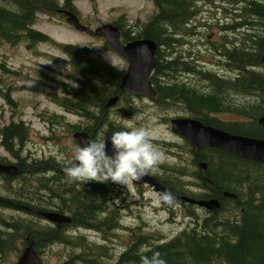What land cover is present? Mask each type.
<instances>
[{
    "label": "trees",
    "instance_id": "trees-1",
    "mask_svg": "<svg viewBox=\"0 0 264 264\" xmlns=\"http://www.w3.org/2000/svg\"><path fill=\"white\" fill-rule=\"evenodd\" d=\"M71 1L63 0V3L70 5ZM225 1H240L231 7L230 17L226 15L229 6H225ZM225 1L223 12L226 16L221 24L219 20L217 24L226 31L221 34L220 44L210 42L209 49L213 53L217 51L216 58H210L220 72L204 69L203 65L196 66L191 60L196 58L194 43H189L188 47V43L182 41V35L199 22L196 19H200V0H153L156 9L147 20L137 18V22H143L131 24L135 29L127 28L122 20L118 26L124 41L148 36L158 43L157 62L150 74L156 89L150 99L158 108L175 109L204 123L264 137V126L257 122L264 113V61L261 59L264 52V0ZM60 4L59 0H0V41L14 44L24 38L29 46L37 41H50L67 54L70 65L67 76L78 87L63 80V93L52 92L51 99L81 120L63 121L64 114H50L48 117L55 118L57 125L63 124L69 131L84 129L89 133L90 141H99L105 133L122 130L127 124L124 120L136 108L130 103L134 95L119 87L123 70L100 54L92 53L84 45L56 41L32 26L41 10L53 12ZM230 29L238 32L236 40H230L231 44H228L224 37ZM0 69L12 71L2 61ZM185 72L196 73L200 81L206 80L208 84L191 83L182 77ZM10 89L7 86L3 91L0 86V94L7 103L15 105ZM114 94L118 95L116 103L106 105ZM122 99L125 105L121 104ZM164 112L161 115L168 122L170 112ZM223 112L235 114L238 118L222 119L218 113ZM29 133L30 128L23 119L0 125V143L17 158V165L21 168L15 176L2 174L7 182L3 188L6 197L13 194L18 204L31 207L22 208L24 211L38 217H43L40 210L47 209L43 207L47 206L44 202L47 199L49 207L70 214L68 224L95 230L101 239L90 238L83 232L69 235L64 227L57 230L50 224L42 225L20 215H0V264L9 250L17 249L18 254L26 244V235L36 238L34 247L43 260L47 245L59 243L69 247L70 252L56 264H140L139 254L145 248L160 252L167 264H264V163L211 146L195 148L182 138L184 147L181 146L186 156L181 158L183 152L178 148L172 150L179 161H164L160 164L161 169L153 174L176 197L175 204L187 206L191 220L168 237L132 227L129 239L117 251L112 235H116L119 218L113 210L106 212L105 199L113 191L119 193L118 186L111 182H68L66 178L53 174L59 169L55 165H62L53 156L29 160L24 154ZM163 142L174 145L172 141ZM199 159L206 161V168L199 166ZM30 174L36 179L32 181ZM13 177L22 178L15 188L10 181ZM180 194L195 198L216 197L220 206L207 209L180 199ZM18 241L22 243L20 247Z\"/></svg>",
    "mask_w": 264,
    "mask_h": 264
},
{
    "label": "rangeland",
    "instance_id": "rangeland-1",
    "mask_svg": "<svg viewBox=\"0 0 264 264\" xmlns=\"http://www.w3.org/2000/svg\"><path fill=\"white\" fill-rule=\"evenodd\" d=\"M59 2L62 3L63 0H59ZM237 2L227 3L225 1V6H229V11L226 15L231 16V7L234 8ZM73 4L81 17V21L91 27L112 20H122L126 24L137 25V18L144 21L155 10L152 0H73ZM211 4L209 3L206 6ZM219 10L218 17L214 13L216 12L215 7L208 8L207 12L203 11L205 14H199L200 19H196L199 22L195 26L197 29L199 28L200 34L199 32L187 30V34L182 35V41L188 43L189 47V41L192 39L193 42L191 41V43H194L193 52L196 58L191 60L194 61L193 63L196 66L203 65L204 69L209 68L220 72V68L213 65L212 58H210V56L216 58L217 51H214V54L207 49L210 42L219 41L221 38L222 32L220 29L222 28L219 24H221L226 15L222 8H219ZM206 13H209L207 14L208 16ZM218 20L219 24H217ZM32 26L48 33L55 38L54 40L87 46L94 54L103 56L106 53L110 62L118 68L124 69L127 65L124 57L106 45L102 36L74 28L67 23L65 15L57 11L41 10ZM211 31H214V33H211ZM0 61L4 62L12 70L8 72L0 69V86L3 91L7 89V86H10V97L15 100V105H10L6 102L3 95L0 94V125L8 123L10 120L19 119H23L28 124L30 133L24 144V154L28 153L31 156L40 158L53 156L55 160L71 158L72 151L78 145L72 136V132L66 129L63 124L57 125L54 121L55 118L49 119L48 117L50 114H64V118H61L63 121L65 119L69 122L81 120L79 116L66 112L58 103L51 99L52 92L63 93L61 91V82L63 80H67L68 83L74 82L67 76L70 68L67 54L53 42L37 41L29 46L26 40L22 38V40L14 44L0 41ZM182 77H188L191 83H200L202 86L208 84L206 80L200 81V77L196 73L185 72ZM133 95L134 100L130 103L136 108L124 121L128 123L135 113H143L144 120L142 123L152 129L156 139L160 140H155L154 143L165 154L166 159L164 161H179L177 156L174 157L172 151L177 148L179 152H183L181 158L186 156L182 145L183 139L171 130L169 122H166L162 117L163 115H161L163 111L170 112L167 114L170 117L181 115V113L175 109L163 110L158 108L156 102L147 96ZM121 104L125 105L123 99ZM218 115L226 120L238 118L232 113L223 112L218 113ZM56 118L58 117L56 116ZM163 140L172 141L174 145H166ZM5 152L6 150L0 144V154ZM6 156L8 159H14L9 153ZM160 169L161 166H159L158 170ZM30 175L32 176V181L36 179L35 175ZM20 181H22V178H15L13 180V188ZM2 182L1 178L0 193L6 194L3 189L6 186V180H4V187ZM27 182L28 180H26ZM122 187L126 191L121 190L119 193L113 191L105 199L106 212L113 210L118 214L119 218V226L115 228L116 235H112L115 250L117 251L121 250L124 241L129 239L132 227H139L142 231H155L168 237L175 234L191 220L187 213L188 208L186 205L162 206L157 204L153 197L156 191L150 185H134L132 183ZM42 192L45 193L44 191ZM198 208L196 207L197 210ZM0 215H20L28 220H36L42 225L46 223L43 217H38L30 211H24L20 207H10V205L5 204H0ZM68 230L66 234L69 235L83 232L90 238L101 239L100 234L95 230L73 226H70ZM21 245V241H18L17 246L20 247ZM65 247L67 246L59 243L45 246L43 263L56 264L70 252L69 247ZM17 251V249L9 250L1 264H15L18 255Z\"/></svg>",
    "mask_w": 264,
    "mask_h": 264
},
{
    "label": "water",
    "instance_id": "water-1",
    "mask_svg": "<svg viewBox=\"0 0 264 264\" xmlns=\"http://www.w3.org/2000/svg\"><path fill=\"white\" fill-rule=\"evenodd\" d=\"M60 10V9H58ZM66 20L73 24L76 29L89 30V26L82 23L76 13L71 10L66 11ZM93 32L96 35L105 37L107 43L116 51H118L127 61L125 71L120 78V89H127L137 92H144L148 95H155L150 74L156 65V51L158 43L151 37H137L122 42L120 39V29L118 25L112 22H103L97 25ZM264 61V52L261 55ZM118 99V95L114 94L109 97L106 105L114 104ZM170 128L173 132L187 140L195 148L202 146H211L226 150L238 156L253 159L264 163V137L249 135L244 133L233 132L209 123H204L200 119L187 115H177L170 118ZM258 123L264 126V113L258 117ZM111 133H106L107 138ZM73 136L78 143L83 145L85 140H88V132L86 130H75ZM89 141V140H88ZM108 155H112L111 145H108ZM199 166L206 168V161L198 160ZM61 167V171H62ZM21 171V168L16 163L0 162V172H5L9 175H15ZM147 183L153 187L156 192H163L166 186L152 174H148L140 181H135L136 184ZM227 195H233L230 192H225ZM180 199L194 202L204 206L207 209H216L220 206V200L216 197H200L195 198L187 194H180ZM41 214L55 222L70 221L71 217L57 210H40ZM27 243L18 255L16 264H43L42 259L36 249L34 242L36 238L26 236Z\"/></svg>",
    "mask_w": 264,
    "mask_h": 264
},
{
    "label": "clouds",
    "instance_id": "clouds-1",
    "mask_svg": "<svg viewBox=\"0 0 264 264\" xmlns=\"http://www.w3.org/2000/svg\"><path fill=\"white\" fill-rule=\"evenodd\" d=\"M103 58L110 62L106 53ZM96 83L101 86L99 81ZM69 85L78 87L75 82ZM143 120V113H135L123 129L112 132L107 141L104 138L78 144L62 168L67 181L83 184L111 182L126 187L158 171L166 157L154 143V131L145 126ZM109 144L112 155H108ZM153 197L162 206H172L177 202L176 197L167 190L155 192ZM139 255L140 264H167L158 251L145 248Z\"/></svg>",
    "mask_w": 264,
    "mask_h": 264
},
{
    "label": "flooded vegetation",
    "instance_id": "flooded-vegetation-1",
    "mask_svg": "<svg viewBox=\"0 0 264 264\" xmlns=\"http://www.w3.org/2000/svg\"><path fill=\"white\" fill-rule=\"evenodd\" d=\"M153 1V0H152ZM224 1L225 0H200V2L198 3V5H199V13L200 14H202L203 13V11H206L207 12V10H208V8L210 9L211 7H215V11L216 12H214L216 15L220 12V10H219V8H222V9H224ZM238 2H240V1H238ZM154 3V2H153ZM208 3H212L210 6H206V4H208ZM155 5V4H154ZM207 7V8H206ZM60 10H56L57 12H59V13H61V14H64L65 15V17H66V11L67 10H73L76 14H77V16H78V18H79V20L81 21V17L79 16V14L77 13V9L74 7V4H73V1H71V3H70V5H66L65 3H61L60 4V6L58 7ZM62 9V10H61ZM155 9H156V6H155ZM206 9V10H205ZM203 14H205V13H203ZM207 14H209V13H206V15ZM208 16V15H207ZM217 17H218V15H217ZM145 20H147V18L145 19ZM112 22L113 23H115V24H117L118 25V22H119V20H112ZM193 22H195L194 20H193ZM137 23H139V24H141L142 22H137ZM86 24V23H85ZM126 26H127V28H131V29H135L134 28V25H131V24H126ZM91 27V26H90ZM196 27H193V29H191V32H193V31H195V32H199V34H200V30H199V28L197 29H195ZM221 30V32H224V31H226L225 29H220ZM121 31V30H120ZM122 32V31H121ZM229 32H231V34H229ZM236 32H238L237 30H235V29H230V31H228L227 33H225V37H224V41L225 40H228L227 41V43L228 44H231V41L230 40H236L235 38V36H236ZM89 33H90V31H89ZM92 33V32H91ZM211 33H214V31H211ZM121 39H122V33H121ZM128 40H130V39H127V40H125V41H123V42H126V41H128ZM221 40H222V38H221ZM221 40H219L218 42H212V43H214V44H220V41ZM191 41H192V39L189 41V43H191ZM193 42V41H192ZM238 43H236V45H237ZM207 49L209 50L210 49V43L208 44V46H207ZM187 78V80H188V77H186ZM185 78V79H186ZM161 79V78H160ZM133 92V94H136V95H138L139 94V92H135V91H132ZM141 94V96H146L144 93H140ZM150 98H152L151 96H150ZM152 101H153V99H151ZM220 118H222L221 116H219ZM223 119V118H222ZM28 125V124H27ZM1 144V143H0ZM2 145V144H1ZM2 147H4V145H2ZM4 149L6 150V152L5 153H3V154H0V157H2L3 158V160H1L0 162H14V163H16L17 164V162H18V160H17V158L15 157V156H13L5 147H4ZM7 153H9V154H11L12 156H13V160H11V159H8L7 158V156H6V154ZM25 155H26V157L27 158H30L29 160H32V158L34 157V156H32L31 157V155L30 154H28V153H25ZM70 159V158H69ZM59 161H61V163L64 165V162H66L67 161V159H65V158H63L62 160H59ZM62 165V166H63ZM56 166V168H59V169H57V171H55V172H53V174H55V175H59V176H61V178L62 179H64V178H66L65 177V175H64V173H63V171H61V169H60V167L61 166H59V165H55ZM3 173H1L0 172V182H1V178H2V180H3V182H2V184H3V187H4V180H6L5 178H4V176L2 175ZM15 178L16 177H13L12 179H10V181L12 182L13 180H15ZM6 184H7V182H6ZM118 187H117V189L116 190H118V191H120V190H124V189H122V186H119L118 184H116ZM0 204H5V205H10V207L11 206H15V207H20V208H31L30 206H26V205H23V204H18L17 203V199L14 197V195L13 194H11V195H9V197H6L7 196V194H1L0 193ZM47 198V197H46ZM21 200V199H20ZM47 200V199H46ZM46 200H44V202L47 204V206H43V207H47V209H55L54 208V206L53 207H49L48 206V201H46ZM39 205H41L42 206V204H39ZM35 207V206H34ZM45 210V209H44ZM55 210H57V209H55ZM58 211V210H57ZM64 213H66V214H68V215H70L69 213H67V212H64ZM45 219V222L47 223V224H50L51 225V227H53V228H56L57 230H59L60 228H65V229H67L66 230V232L68 233V228L70 227V226H72L71 224H68L70 221H65V222H60V223H58V222H55V221H52V220H48V219H46V218H44ZM77 227V226H76ZM89 229V228H88ZM56 241V240H55Z\"/></svg>",
    "mask_w": 264,
    "mask_h": 264
}]
</instances>
